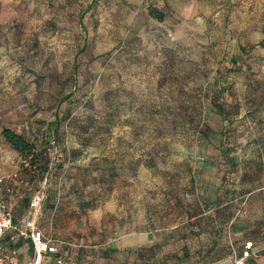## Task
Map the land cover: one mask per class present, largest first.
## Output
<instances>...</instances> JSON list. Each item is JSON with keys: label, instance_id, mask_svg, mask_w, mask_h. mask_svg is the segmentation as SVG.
Instances as JSON below:
<instances>
[{"label": "rangeland", "instance_id": "obj_1", "mask_svg": "<svg viewBox=\"0 0 264 264\" xmlns=\"http://www.w3.org/2000/svg\"><path fill=\"white\" fill-rule=\"evenodd\" d=\"M205 1L207 11L191 17L180 0H0V128L54 141L45 188L56 176L85 184L98 202L125 200L128 232L131 220L179 224L219 181L210 162L220 137L250 135L255 120L264 127V0ZM149 6L166 19L150 18ZM244 147L257 156L247 143L225 145ZM18 164L35 192L37 168ZM246 169L234 179L241 226L258 198L248 191L264 183L263 168ZM183 252L160 249L159 260L217 256ZM226 256L220 262L231 264Z\"/></svg>", "mask_w": 264, "mask_h": 264}, {"label": "crops", "instance_id": "obj_2", "mask_svg": "<svg viewBox=\"0 0 264 264\" xmlns=\"http://www.w3.org/2000/svg\"><path fill=\"white\" fill-rule=\"evenodd\" d=\"M180 1L184 3L187 8L185 10L191 14L189 15L191 17L202 15L203 9L207 11L205 0ZM150 7L155 8L147 7V13ZM158 11L162 12L160 9ZM165 19L166 16H163L162 21ZM200 23L203 24V31H206V21L200 19ZM5 38L7 35L2 36V39ZM246 96L248 95L244 94L245 98ZM239 97H243V94H239L234 102H237ZM249 98L253 102L252 95H249ZM254 109L248 108V111ZM225 113L227 114L224 112V115ZM232 116V120L237 119L235 113H232ZM250 124L253 127L251 128L253 133L251 132L250 135H238L232 132L231 139L226 135L220 137L219 158H216L214 163L210 162L220 171L219 181L214 183L211 189L201 190L199 204L192 203L190 213L185 215V219L179 224L161 227L152 223L147 229L135 223L136 220H131L132 228L126 232L127 212L119 207V203L122 206L125 200L111 197L107 201L98 202V199L93 200V196H88V187L80 181L57 182L56 176H53L45 188V200L37 227L70 264H161L160 249H183L185 254L188 249H202L206 251V255L216 252L217 256L201 264H225L223 261L220 262L226 256L223 254V249H232L226 256L231 255V263L234 258L240 257L246 241H251L253 247L252 254L246 258L245 264H263L264 183L248 191L249 199L258 198L248 211L247 226H241L237 219L239 186L234 179L238 178L239 173H249L250 171L246 169L248 165L264 169V127L259 123L256 124V120ZM2 129L0 128V146L4 147V150L0 151V197L5 198L7 207L12 213V227L3 237L4 263L30 264L33 259L32 243L29 238L20 237L17 229H23V220L34 190L30 191L29 188L26 192L27 179L18 164L20 157L5 143L1 134ZM52 131L54 133V127ZM203 137L210 139L208 135ZM239 141L247 143L249 147L252 146L257 156L248 157L249 153L245 152V147L239 153L225 148L226 143ZM46 172L39 175L40 181L45 174L48 175ZM7 189H10V192H7ZM142 194L143 192L139 199L136 198L137 205L141 203ZM112 230L118 231L117 234L111 235ZM51 261L49 257L46 264H50Z\"/></svg>", "mask_w": 264, "mask_h": 264}, {"label": "built area", "instance_id": "obj_3", "mask_svg": "<svg viewBox=\"0 0 264 264\" xmlns=\"http://www.w3.org/2000/svg\"><path fill=\"white\" fill-rule=\"evenodd\" d=\"M54 145V141H49V148ZM53 148V147H52ZM45 177L40 187L32 194L28 211L23 220V229H17L20 237L29 238L33 247V259L30 264H46L47 259H52L50 264H70L65 257L59 253L57 247L51 243L49 238H45L42 232L37 227V221L45 200ZM1 181V180H0ZM10 192V189H7ZM12 227V213L7 207L4 197H0V264L4 263L2 253L3 237L8 229ZM253 244L251 241H246L243 245V250L238 258H234L232 264H245L246 258L252 254ZM264 264V262H263Z\"/></svg>", "mask_w": 264, "mask_h": 264}, {"label": "trees", "instance_id": "obj_4", "mask_svg": "<svg viewBox=\"0 0 264 264\" xmlns=\"http://www.w3.org/2000/svg\"><path fill=\"white\" fill-rule=\"evenodd\" d=\"M148 14L157 21L163 20V13L155 8L150 7L148 9ZM218 110L221 115H224V109L218 107ZM1 134L5 143L19 155L22 162L28 161L30 166H35V168H37L36 179L39 180V175H41L42 172L47 171L46 173H48L49 167L45 157L47 156L48 158L47 150H49V141L45 144L41 141L40 145H37L34 140H28L22 134H18L9 128H3ZM24 173L26 175V171H24ZM45 177H47L46 174L42 179Z\"/></svg>", "mask_w": 264, "mask_h": 264}]
</instances>
